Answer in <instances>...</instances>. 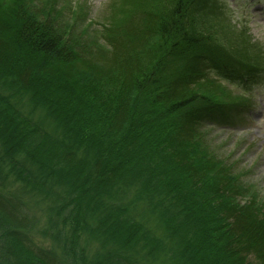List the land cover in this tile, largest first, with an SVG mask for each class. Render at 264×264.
Wrapping results in <instances>:
<instances>
[{
  "label": "trees",
  "instance_id": "1",
  "mask_svg": "<svg viewBox=\"0 0 264 264\" xmlns=\"http://www.w3.org/2000/svg\"><path fill=\"white\" fill-rule=\"evenodd\" d=\"M55 7L0 0V264H264V204L199 148L202 122L230 120L211 73L264 60L218 44L194 0L90 20L96 37ZM86 73L113 89L97 128L50 90Z\"/></svg>",
  "mask_w": 264,
  "mask_h": 264
},
{
  "label": "rangeland",
  "instance_id": "2",
  "mask_svg": "<svg viewBox=\"0 0 264 264\" xmlns=\"http://www.w3.org/2000/svg\"><path fill=\"white\" fill-rule=\"evenodd\" d=\"M46 1L57 6V9L67 8L63 13L72 11L79 15L76 27L82 32L87 30L94 37V26L90 20L113 24L122 17H127L137 21L141 13L154 11L163 3V0H42L43 3ZM256 5L257 0H194L192 13L218 44L225 45L233 53H243V49L254 58L264 60V7L259 5L258 9ZM5 18L10 24H15L20 20V14L16 9L8 10ZM205 64L208 67L209 64ZM211 74L223 75V82L203 86L201 92H206L207 96L214 92L221 108L218 113L240 120L241 125L234 121L226 123V127L222 128L202 122L199 127V148L205 153L201 154L199 151L200 155L222 161L230 166L232 174L239 177L242 195L236 200L242 201L251 196L259 204H264V75L247 77L243 81L235 80L233 72ZM77 78L79 82L57 80L58 83L54 82L50 90L81 107L75 112L77 117L84 116L85 119V115L94 113L93 120L86 122L88 126L97 128L95 123L102 122L103 115L109 108L107 99L113 96V89L110 91V88L102 86L98 81L86 80L87 73L78 74ZM241 82H247V87ZM140 102H137L136 110L143 108ZM215 119L217 118L213 120ZM132 126L134 124L130 128ZM162 127L165 131L166 128ZM152 146V142L145 143L141 153L145 155L151 152Z\"/></svg>",
  "mask_w": 264,
  "mask_h": 264
},
{
  "label": "bare ground",
  "instance_id": "3",
  "mask_svg": "<svg viewBox=\"0 0 264 264\" xmlns=\"http://www.w3.org/2000/svg\"><path fill=\"white\" fill-rule=\"evenodd\" d=\"M220 73H221V71H220ZM218 79H219V81H221V79H222V75H219V76H218Z\"/></svg>",
  "mask_w": 264,
  "mask_h": 264
}]
</instances>
